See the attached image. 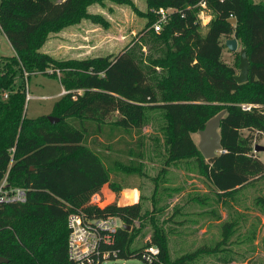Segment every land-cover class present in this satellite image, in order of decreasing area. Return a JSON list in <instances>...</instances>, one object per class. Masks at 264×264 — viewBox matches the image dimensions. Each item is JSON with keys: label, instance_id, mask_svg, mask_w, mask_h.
I'll list each match as a JSON object with an SVG mask.
<instances>
[{"label": "trees", "instance_id": "trees-1", "mask_svg": "<svg viewBox=\"0 0 264 264\" xmlns=\"http://www.w3.org/2000/svg\"><path fill=\"white\" fill-rule=\"evenodd\" d=\"M79 1L0 0V30L15 51L12 57H2L0 90L13 87L15 74L43 72L58 79L67 91L53 105L51 114L59 118L55 123L46 115L26 116L24 90L0 98V181L7 175L10 185L28 189L24 203H0V256L8 259L1 264H70L66 218L72 211L88 217L116 216L125 226L138 218V201L103 206L91 202L109 172L99 153L84 140L100 132L103 119L112 113L116 114L112 130L128 132L141 127L145 106L163 111L164 164L195 158L199 174L216 193L227 195L264 176V163L253 144L254 132L264 135V2L148 0L156 8H174L160 32L150 30L177 40L169 65L172 72L154 86L142 64L126 50L111 58L78 61L59 60L39 50L49 33L76 22ZM201 2L215 15L204 35L198 31L196 13ZM229 18H235V26ZM153 20L152 15L148 26ZM231 34L246 48L245 83H238L233 70L220 60L221 37ZM243 101L256 107L242 111ZM221 110H225L219 130L221 151L206 160L191 133ZM244 129L247 135L242 134ZM118 164L112 166L117 172L121 171ZM124 167L131 171L130 166ZM131 241V231H117L115 247L120 257L132 254ZM152 243L160 247L163 264H182L186 259L181 256L168 263L164 239Z\"/></svg>", "mask_w": 264, "mask_h": 264}, {"label": "rangeland", "instance_id": "rangeland-1", "mask_svg": "<svg viewBox=\"0 0 264 264\" xmlns=\"http://www.w3.org/2000/svg\"><path fill=\"white\" fill-rule=\"evenodd\" d=\"M79 4L81 11L76 22L49 33L40 51L59 60L78 61L111 58L126 50L142 64L154 86L172 72L169 65L177 40L169 36H156L150 30L148 22L154 16L155 5L148 0H80ZM196 13L198 31L204 35L214 19V12L207 6H200ZM231 38L235 36L221 37L220 60L238 75L240 50L246 48L241 39L235 38L238 48L230 51L225 41ZM14 55L15 51L0 30V65L4 60L2 57ZM47 72L51 73L52 69ZM25 73L22 77L15 74L13 87L0 90V98L6 100L8 97L5 98V94L24 90L26 97L27 93L30 95L25 102L28 118L53 116L51 110L55 101L62 96V84L43 72ZM78 93L82 94V90ZM115 119V113L107 116L103 119V129L89 134L84 142L99 153L109 172L108 181L98 193V205L113 201L118 204L140 203L138 218L132 226L123 227L132 232L131 251L162 238L168 263L185 256L182 264H264V176L227 195L216 193L204 177V189L191 178L184 184L176 181L170 183L169 187L179 183L178 186L191 189L170 194L176 198L170 199L161 191L154 193V186H158L159 190L168 184L150 181L141 172L144 170L155 174L157 167L162 166L167 157L163 111L145 106L141 127L128 132L118 127L112 130ZM242 134L247 135L248 131L244 129ZM193 138L197 144L198 134ZM253 144L264 146V135L254 132ZM255 153L264 163V152ZM115 162L119 163L116 167L121 171L112 169ZM193 162L194 169H190L193 175L189 174L190 177L199 174L196 159L179 162L185 168L192 167ZM141 165L144 166L142 171ZM124 166H130L131 171L124 170ZM196 188L201 190L194 195ZM131 192L133 197L130 199Z\"/></svg>", "mask_w": 264, "mask_h": 264}, {"label": "built area", "instance_id": "built-area-1", "mask_svg": "<svg viewBox=\"0 0 264 264\" xmlns=\"http://www.w3.org/2000/svg\"><path fill=\"white\" fill-rule=\"evenodd\" d=\"M205 6L204 2L199 4ZM174 8L159 6L154 11V20L150 29L160 32L171 18ZM27 74V73H25ZM67 93L62 91V95ZM5 98L8 94L4 95ZM30 98L29 93L27 97ZM242 111H250L255 104H239ZM28 189L23 186L10 185L5 175L0 181V203H24ZM98 193L91 196V202L98 204ZM67 259L70 264H163L161 249L154 243L132 251L126 257L119 256L115 247L116 233L125 225L116 216L88 217L81 212L72 211L67 215ZM135 260V262H130Z\"/></svg>", "mask_w": 264, "mask_h": 264}, {"label": "water", "instance_id": "water-1", "mask_svg": "<svg viewBox=\"0 0 264 264\" xmlns=\"http://www.w3.org/2000/svg\"><path fill=\"white\" fill-rule=\"evenodd\" d=\"M228 22H230L233 26L236 25L235 18H229ZM225 46L230 51H236L238 48V42L235 38L227 39L225 41ZM249 74V61L246 54V50L242 48L239 54V74L235 75L234 78L238 83H245L248 81ZM225 114V110H221L216 115L208 119L204 125V127L197 131L199 136V140L197 142V148L202 154V156L208 160L215 157L221 151V142H220V122L222 117ZM47 119L51 123H55L59 120L58 117L47 115ZM255 152H264V146L260 144H254ZM129 227V226H127ZM8 259L3 256H0V264L7 263Z\"/></svg>", "mask_w": 264, "mask_h": 264}, {"label": "crops", "instance_id": "crops-1", "mask_svg": "<svg viewBox=\"0 0 264 264\" xmlns=\"http://www.w3.org/2000/svg\"><path fill=\"white\" fill-rule=\"evenodd\" d=\"M254 2L258 3V2H264V1L263 0H255ZM195 134H197V132L196 133H191L192 138L194 137ZM157 145H159V144H157ZM157 145H156V147H157ZM163 149L165 150L166 148L164 147ZM183 161L186 162V161H188V159L172 161L171 163H169V166H166L164 164V162H163L162 166H158L157 167L158 171L155 174H149V173H147V172H145L143 170V173L141 172V175L149 178L150 181H154V182H162L163 181V182H166L168 185L160 188L159 190H158V186L157 187L154 186V188H153L154 191L153 192L155 193V192H160L161 191L162 193H165L166 195H168V197L170 199L171 198H176V196H174V197L170 196L171 193L183 192L184 190H186V191L187 190H191L188 187L185 188V186H183V187H181V185L178 186L179 183L184 184L185 182L189 181L190 178H191V180L198 182V187L202 186V189H204V185L205 184L203 182L204 181L203 176H201L199 174L195 175V177H190L189 176V174L193 175V173H192L193 170H190V169H194V162H193V166L192 167L185 168V167H181V165L179 163V162H183ZM143 167L144 166L141 165V171H142ZM173 171H176V172H173ZM152 175H154V176H152ZM174 181L179 182V183L177 185H175L174 187H172V186L169 187V184L173 183ZM209 189L211 191L213 190L212 188H210V186H209ZM200 190L201 189L196 188V190L194 191L196 193L194 195H197Z\"/></svg>", "mask_w": 264, "mask_h": 264}]
</instances>
